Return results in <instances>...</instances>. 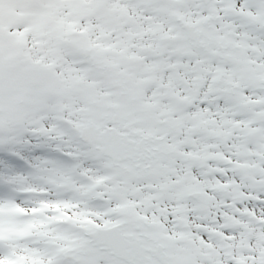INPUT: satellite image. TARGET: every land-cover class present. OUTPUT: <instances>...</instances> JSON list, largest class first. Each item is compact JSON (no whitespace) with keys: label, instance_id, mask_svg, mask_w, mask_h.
Listing matches in <instances>:
<instances>
[{"label":"snow or ice","instance_id":"6c2138e0","mask_svg":"<svg viewBox=\"0 0 264 264\" xmlns=\"http://www.w3.org/2000/svg\"><path fill=\"white\" fill-rule=\"evenodd\" d=\"M0 264H264V0H0Z\"/></svg>","mask_w":264,"mask_h":264}]
</instances>
